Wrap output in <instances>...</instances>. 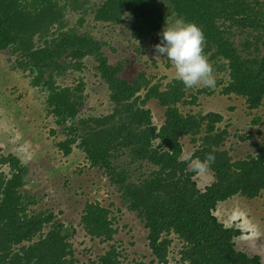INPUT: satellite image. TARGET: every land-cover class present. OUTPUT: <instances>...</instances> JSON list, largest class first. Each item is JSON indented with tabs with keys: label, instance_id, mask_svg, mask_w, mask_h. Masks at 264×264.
<instances>
[{
	"label": "trees",
	"instance_id": "16d2710c",
	"mask_svg": "<svg viewBox=\"0 0 264 264\" xmlns=\"http://www.w3.org/2000/svg\"><path fill=\"white\" fill-rule=\"evenodd\" d=\"M71 1L74 9L82 10L90 2ZM162 1L103 0L94 19L97 23L119 25L128 14L136 17L131 29L136 41H146L155 32L160 34L170 16L196 23L204 32L206 53L216 51L212 58L227 65L229 82L222 95L242 97L250 111L258 110L264 101V0H164V9L159 4ZM252 4L263 13L258 16V32H249L248 37L237 42L232 30L247 32L252 27L243 10ZM160 10L167 11V15L157 16ZM66 13L60 0H0V51L15 46L25 53L17 66L32 63L39 69L70 58L77 70L82 71L85 59L95 58L97 71L110 92L112 111L90 120L94 126L82 140V147L93 166L108 171L112 182L121 187L130 209L145 222L156 260L168 264L173 235L183 242L181 254L186 264H262L259 255L251 257L237 250L235 240L243 232L227 227L216 211L221 203L235 196L250 200L262 196L264 146L259 144L256 156L233 162L228 152L222 150L231 137L228 127L219 128L224 122L221 114L182 113L180 105H198V96L191 94L188 101L189 89L175 79L164 87L152 85L145 73L132 82L123 79L122 64L110 65L103 51L107 43L68 28ZM56 28L59 33L52 38L50 35ZM48 36L52 39L36 46L38 37ZM142 90L148 91L145 98L139 96ZM50 91L48 105L59 125L78 115L81 99H76L70 89L53 86ZM151 99L165 108L161 129L154 125L151 111L145 108ZM186 136L195 137L193 142L201 144L191 158L183 160L181 138ZM63 146L69 155L72 152L69 143L68 147ZM119 149L130 152L132 165L147 162L155 170L141 176L138 182L131 181L127 174L120 176L111 161ZM209 153L215 156L210 169L216 182L200 190L195 180L197 173L190 169L189 161L197 158L202 161ZM5 167L9 168V174L2 171ZM24 174L21 161L12 154L4 155L0 147V264H75L66 228L56 221L55 214L31 213L28 209ZM111 214L109 208L99 203L87 204L82 218L87 234L111 241L118 233ZM47 227L50 230L44 232ZM91 264L124 262L112 247Z\"/></svg>",
	"mask_w": 264,
	"mask_h": 264
},
{
	"label": "rangeland",
	"instance_id": "374dc122",
	"mask_svg": "<svg viewBox=\"0 0 264 264\" xmlns=\"http://www.w3.org/2000/svg\"><path fill=\"white\" fill-rule=\"evenodd\" d=\"M163 1L159 3L162 9L165 8ZM102 2L90 0L82 10L74 9L71 0H60L66 8L68 28H74L79 35L93 36L107 43L103 51L109 64H122L124 71L121 77L129 82L141 73H145L152 85L158 83L164 87L173 80L175 70L171 63L163 57L155 58L154 45L160 42L159 33H153L146 41L134 40L131 29L137 18L130 14L119 25L97 23L95 12ZM243 10L248 17L247 23L252 27L247 32L233 29L237 42L248 37L249 32H258V16L263 14L255 4ZM161 13L167 15V11L160 10L157 16ZM169 18L167 24L175 20L173 16ZM58 33L56 28L50 36L53 38ZM50 36L38 37L36 46H43L52 39ZM205 49L203 44V53L213 66L216 82L220 83L214 89L202 85L189 89L188 101H191V94H197L198 105H181V112L221 114L224 122L219 128L228 127L231 137L222 150L228 152L233 162L256 156L259 144L264 146V101L258 110L250 111L244 98L222 95L229 82L227 65L212 58L216 51L206 53ZM23 58L25 53L15 46L0 51V147L4 155L12 154L25 168L24 193L28 194L30 212L52 211L55 214L56 221L66 228L65 235L73 246L75 264L98 262L112 247L118 250L124 264L134 261L151 263L153 260L155 264H162L150 249L145 222L130 209L121 187L112 182L108 171L93 166L82 147V140L94 126L90 120L104 117L112 111L110 92L97 71L95 58L87 57L82 71L77 70L70 58H63L44 69L32 63L17 66ZM53 86L70 89L76 99H81L78 115L67 118L60 125L52 114L53 108L48 105ZM147 93V90H142L139 96L145 98ZM145 108L151 111L154 125L161 129L165 123V108L155 99L149 100ZM194 138H181L183 160L191 158L200 147L201 141L195 144ZM67 143L72 151L69 155L63 146ZM111 161L120 176L127 174L134 182L155 170L147 162L132 165L131 154L126 149L117 150ZM2 171L9 174L7 167ZM195 180L199 189L204 190L216 182V177L209 167L206 173L197 174ZM89 203H99L112 211L110 218L118 233L111 241L91 237L84 229L82 218ZM216 215L227 227L243 226L245 230L262 234L252 244L247 241L236 243V248L251 257L259 255L264 264V192L252 200L235 196L221 203ZM49 230L47 227L44 232ZM171 240L168 264H186L181 254L183 242L173 235Z\"/></svg>",
	"mask_w": 264,
	"mask_h": 264
},
{
	"label": "clouds",
	"instance_id": "9594fccd",
	"mask_svg": "<svg viewBox=\"0 0 264 264\" xmlns=\"http://www.w3.org/2000/svg\"><path fill=\"white\" fill-rule=\"evenodd\" d=\"M159 37L160 42L154 45L155 58L163 57L171 63L175 80L188 89L217 86L213 66L203 53L205 35L196 23L177 17L171 24L166 23ZM214 161L215 156L209 153L204 160L197 158L189 163L194 173L204 174Z\"/></svg>",
	"mask_w": 264,
	"mask_h": 264
},
{
	"label": "crops",
	"instance_id": "0c3cea01",
	"mask_svg": "<svg viewBox=\"0 0 264 264\" xmlns=\"http://www.w3.org/2000/svg\"><path fill=\"white\" fill-rule=\"evenodd\" d=\"M173 79H175V78H173ZM227 97H236V96L235 95H231V96H227ZM200 103H201V100H200ZM235 228L240 229L243 232V234L236 239V243L237 244H239L241 242H246V241L250 242L252 244L255 240H257V238L262 236V234H259V232H257V231H252L250 229L245 230V228L243 226H238V227H235ZM253 256H255V255H253Z\"/></svg>",
	"mask_w": 264,
	"mask_h": 264
}]
</instances>
